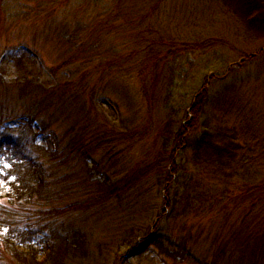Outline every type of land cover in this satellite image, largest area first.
<instances>
[{
	"label": "trees",
	"instance_id": "obj_1",
	"mask_svg": "<svg viewBox=\"0 0 264 264\" xmlns=\"http://www.w3.org/2000/svg\"><path fill=\"white\" fill-rule=\"evenodd\" d=\"M38 1L0 0V264H264V0H222L245 42L195 4Z\"/></svg>",
	"mask_w": 264,
	"mask_h": 264
},
{
	"label": "rangeland",
	"instance_id": "obj_2",
	"mask_svg": "<svg viewBox=\"0 0 264 264\" xmlns=\"http://www.w3.org/2000/svg\"><path fill=\"white\" fill-rule=\"evenodd\" d=\"M32 1L33 2L28 3L31 6V8L36 7L38 4H40V1H38V0H36V1L32 0ZM45 1L47 2L48 0H43L44 4H46ZM87 1L88 2L86 3L84 0V4H81V2H83V0H59L57 2L56 7L62 8L61 14H63L62 12H64L67 9L66 12L74 11L75 13L77 12L78 14H82L83 17H81V18H89L91 13H84V11H83L84 9H87V7H85V6L89 5V0H87ZM111 2H112L111 0H101L99 2L100 6L104 7V4H105L106 9L105 10L98 9L99 10L98 12L101 13V12L109 11V9H107V7L112 5ZM147 3H149V2H147ZM197 3H200V4H197ZM192 4L197 5L198 7H200V10L203 11V13L197 14V17H200L201 22L210 21V20L215 21L216 30L217 31L218 30H221V31H227L228 30L230 36L232 34H234V32L237 30L239 32L240 38L242 39V41H244L243 40L244 37L241 35V27L240 26H241L242 22L240 23V21H241L240 17L236 16L233 12H231V9H229V16H228L229 21H228L226 18L227 17L226 14H223V7H226L225 6L226 4H224V2L222 0H212V1L211 0H164L162 2V5H163L162 9H164V7H165V11H163V14H162V11L158 10L157 15L162 16V19L164 20L165 25H167V22H169V21L170 22H175L176 20L180 21V19H184V17H187L189 15L186 14L185 12L176 11V8L169 10V11H167V9L169 7H173V6H179L180 7L183 5L185 8L186 7H194ZM231 4H232L231 0H229V7ZM82 6L84 7V9L79 11V9ZM70 7H71V10H70ZM95 17H96V15L90 17V19L95 18ZM236 32H235V34H236ZM25 41H29V40H25V38L19 39L15 42H12L11 47L17 46V45L20 47L19 43L25 42ZM246 43H249V42L246 41ZM9 45L10 44L6 45V42L4 39L1 40V42H0V53L4 54L3 58H4V56H7V54L9 55L11 52L18 50V47L17 48H10ZM242 46H244V45H241V47ZM35 57L38 60L37 61V67L43 71V78L45 80H48L50 78V75L48 74L46 67L37 58V56H35ZM240 58H241V56H240ZM46 60H47V62L51 61L49 58H47ZM241 62H242V60H240L238 63L240 64ZM208 67L212 68V70L207 71V73L204 71L201 74V77H202V75H205V74L207 76H209L210 78L213 76L220 75V74H225L226 71L223 70V68L224 67L226 68L227 66L225 64L212 63V64L208 65ZM0 72L5 73L6 76H9L11 78L14 76L13 70L9 69L7 64H5L2 61L1 57H0ZM196 82H197L196 79H193V80L191 79V81L187 80V81L179 83V85H178L179 91L177 93H178L179 97L181 96L182 100L187 99L190 101L191 89H193L196 86ZM187 93L189 95V98H187ZM194 96L191 98L192 100L194 99ZM105 104H106V101H105ZM185 104L188 106L190 103L187 102ZM106 108L109 112L113 113L116 117L119 116L118 111L115 109V107L113 105L107 103ZM11 124L14 125V124H16V122L11 123ZM42 143L47 148L53 147L52 141L49 137L43 136L42 137ZM142 247H145L144 244L141 246V251H139V252L143 251ZM144 254L145 255L143 257H138V256L133 257L131 259V260H133L132 262L134 264H138L140 261L142 262V264H161L160 259L155 257V255L147 254V252Z\"/></svg>",
	"mask_w": 264,
	"mask_h": 264
}]
</instances>
